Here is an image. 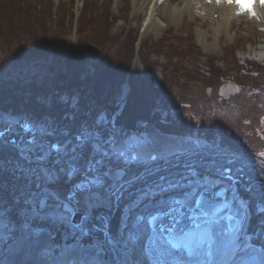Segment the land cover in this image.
I'll return each instance as SVG.
<instances>
[{
	"label": "rangeland",
	"instance_id": "1",
	"mask_svg": "<svg viewBox=\"0 0 264 264\" xmlns=\"http://www.w3.org/2000/svg\"><path fill=\"white\" fill-rule=\"evenodd\" d=\"M19 1L0 0V3ZM21 1H25V10L26 8L28 10L35 8L34 11L24 13L23 16L20 14L23 18L22 21L12 18L11 14L3 13L1 17L15 28H19L22 24L31 25L33 34H35L34 38L42 39L46 47H52L51 51L45 49L46 51L39 53L43 59L47 55L51 60L60 56L63 58L65 55L66 66H69L70 63V74L74 73L78 78L85 77L82 79L91 81L93 80L92 75L99 76L98 70H91L88 75L83 73V70L78 73L79 67L74 69V65L81 64V68H85L86 64L89 66V62L91 63V60L84 55L79 61L80 48L87 47V50L101 53L100 58L95 60L100 63L105 73H112V79L121 77L118 71L124 72L118 85L112 81L113 86L107 85V88L102 90L104 96L115 97V116L109 119L102 107L99 112L95 111L90 114L93 121L103 116L105 117V127L110 126L107 123L108 120L113 121L118 127L120 126L119 119H123L122 122H126L127 125L125 127L129 128L124 130L128 135H134L137 132L149 133L175 142L199 139L201 142L219 144L225 150V140L222 141L215 129L209 131L207 129L211 126H221L220 121L225 117L229 119H233V117L229 110L225 109L222 110L223 112H219L217 102H213L214 99L208 101L210 87L214 83L208 78L209 67L224 75L219 83V87H221L219 96L222 100L233 99L241 92L242 84L239 81H242L243 78L235 75V68L243 69L249 64L264 68V21L258 16L253 17L245 11L237 10L236 13H233L234 25L230 30L219 31L217 29L215 31V27L218 26L203 22L207 15L197 8L198 2L202 0H171L169 6L172 11L175 12L177 7H182L181 10H186L185 15L182 16L178 11V13L168 15L167 20L166 18L162 19L165 27L160 33L146 35L145 16L143 13H139L138 16L134 15L132 0ZM207 2V6L212 5L211 0ZM188 5H191V10H187ZM26 15L28 16L26 17ZM191 18L196 19V22ZM78 19L81 20L79 22L80 30L78 29L76 34ZM39 46L38 48L41 49ZM53 47H57L58 52ZM192 57L197 66L191 65ZM29 58L19 60V63L12 62L13 64L0 66V118L8 122L9 125L3 130L14 126L18 134L21 135L23 132L15 122L29 121L32 114L40 112L43 114L44 121L46 116L50 115L52 117H50L51 121H47L48 123L60 130H67L70 134H75L82 124L88 123L85 119L77 118L76 121L63 119V123L58 124L53 114V111H58L59 103L67 109H72L71 116L67 114L69 117L79 114L82 106L81 100L75 94L69 95L75 91L70 87L68 91H57L63 81L66 82L69 74L55 76V73L46 69L47 67L38 66V63L31 59V55ZM49 59L47 61H50ZM112 64L119 67L115 68ZM247 77L248 79L242 82L249 84L253 80L248 74ZM66 84L68 83L66 82ZM93 84L99 91L98 83L93 82ZM255 85L261 89L264 88L263 81L255 82ZM38 98L43 101H37ZM91 100L97 105L103 103V97L99 94L93 95ZM183 100L185 103H182ZM244 100L242 98V102ZM120 106L127 108V113L132 117L124 114L121 118H117L118 115L125 113ZM253 107L257 112L263 111L262 115H264L263 104H255ZM84 108L88 113L89 107L84 106ZM40 110H45V112ZM237 112L238 115L242 113L241 110ZM193 114L197 116L196 120L193 119ZM88 115L86 114V117L89 118ZM187 121L195 122V124L186 130L183 125ZM209 122L210 124H208ZM223 123L225 125V120ZM201 127L205 128L202 130ZM204 130H207L208 134L205 135L202 132ZM222 135L225 137L224 132ZM13 136L16 137L15 134ZM231 136L232 132L228 131V138L233 140ZM57 138L62 139L63 137ZM256 138L257 142L253 141L252 137H245V140L239 142L243 152H236L230 156L234 161L250 156L249 164H243L237 170H234L233 167L228 168L231 170L232 178L229 180L221 177L219 184V186L223 184L229 188L232 194L235 193L239 199L250 206L254 221L253 228H256L258 222L264 223V218L258 215L260 209L264 207V175H262L264 173V147L260 148L261 151L256 154L255 149L251 146L264 145V132L263 135ZM20 139L19 144L25 142V136H21ZM6 140L12 144L10 137H7ZM5 150L10 155L7 158L0 155V216H3V220L0 221V224L3 225L0 227V262H3L7 257L10 245L19 246L17 252L20 253V250L29 244L28 242H39L42 239L45 243L40 246L42 249L45 247L46 249L42 250L41 258L44 262L53 264L54 256L46 257V250L48 248L56 249V255H58L63 252L66 243L70 244L71 241L65 235L64 229L59 227L41 225L37 230L42 235L39 238H34L18 223L22 219V210L25 208L29 193L35 191V177L30 175L27 170L37 168L38 165L34 159L31 163L23 159L17 147H9ZM225 153L231 154L229 151H225ZM224 159L225 156L222 155L221 160ZM179 171L177 168L169 167L168 169V173ZM143 172L142 166H133L128 169L125 179L130 180ZM155 179L157 177H147L146 180H137L125 187L122 199L117 206L111 208L109 215L110 227L113 232L117 230L112 227L115 219L118 220L119 225L127 206L137 199L147 183H151ZM249 181L253 184L250 185ZM239 183L241 190L250 194L237 193L235 188ZM65 186L66 189H64ZM59 187L62 196L68 195V185L61 184ZM16 188H19L20 191H15ZM175 194L166 193L164 195L166 197ZM5 208L7 211L4 210ZM143 210V207L137 209V211ZM77 212H81L83 215L84 209H78ZM106 213H108V209L98 208L95 215ZM49 228H51L50 231H48ZM37 256L39 254L34 255L28 251L25 260ZM107 259L106 264H116L111 254ZM58 263H63L62 257H59Z\"/></svg>",
	"mask_w": 264,
	"mask_h": 264
},
{
	"label": "snow or ice",
	"instance_id": "2",
	"mask_svg": "<svg viewBox=\"0 0 264 264\" xmlns=\"http://www.w3.org/2000/svg\"><path fill=\"white\" fill-rule=\"evenodd\" d=\"M258 2L264 7V0ZM248 11L257 17L254 7ZM15 123L25 135V142L16 145L20 155L38 165L27 170L35 177V191L18 223L34 238L42 235L41 225L64 229L71 243L59 253L63 264H106L110 254L116 264H264V223L253 228L250 206L219 187L221 177L232 178L228 166L235 163L219 144L128 135L111 120L105 127L103 116L82 124L75 134L47 121ZM8 126L0 118V149ZM133 166L144 172L126 180ZM169 167L180 171L168 173ZM147 177L157 179L127 206L113 232L111 208L127 185ZM61 184L69 186L68 195H61ZM81 208V222L75 223ZM98 208L108 213L96 216ZM258 215L264 218V207ZM56 254L53 248L45 253Z\"/></svg>",
	"mask_w": 264,
	"mask_h": 264
},
{
	"label": "trees",
	"instance_id": "3",
	"mask_svg": "<svg viewBox=\"0 0 264 264\" xmlns=\"http://www.w3.org/2000/svg\"><path fill=\"white\" fill-rule=\"evenodd\" d=\"M6 8H8V5L5 3L0 6V15L4 13ZM10 9H12V11L10 12L12 18L20 19L22 21L23 18L20 16V14H22L23 16V14L25 13V9L23 5L19 3L18 5L16 4ZM27 16L28 15H26V17ZM14 22L16 21L14 20ZM2 24L6 29V31L4 32L0 31V47H1L0 52L2 51V53L0 54V66H5V64H13L12 62L19 63V60L21 61L24 60L25 58H29L31 55V59L35 63H38V66L47 67L46 69L51 73H55V76L60 74L66 75V73L69 74V76L66 79V82L68 84H66V82L63 81V83L58 87L57 91L59 92L68 91L69 87L70 89L75 91V93L72 92L69 93V95L75 94L76 97L81 100L82 106L81 105L79 106H81L80 109L82 111L84 110L86 111L84 106H88L89 114H92L95 111L99 112L102 107L104 108L103 111H105L106 114H108L109 116L115 113L116 111L115 97L112 96L109 97L108 95L104 96L102 90H105L107 88V85H111V86H113L114 84L118 85V83L123 78L122 76L124 75V72L122 73V71H118L121 77L112 79V73H105L102 70L100 63L97 60H95L100 58L101 53H96V51L93 50H87V47L80 48L79 61L82 59V56L84 55L85 57L89 58L91 61L95 62V64L91 69L87 64L85 65L87 67L83 66L85 68H81L82 67L81 64L78 65L73 64L74 69L79 67L80 71H77L78 73L81 72V70H83V73H87L88 75L90 74L89 71L98 70L99 76L97 77V75L94 74L92 75L93 78L91 76L93 80L88 81L87 79L86 80L82 79L85 77L78 78L76 77V74L74 73L70 74V70H69L70 63L68 62L69 66H66L65 55L63 56V58H61V56L56 57L52 62H48L46 57H44L43 59V57L39 55V53H41L45 49H49V51H51L52 47H46L42 39L34 38L35 34H33V30H32L33 27H31V25L25 26L24 24H22L20 25L19 28L18 27L15 28V26H11L7 21L2 22ZM38 46L41 47V49H39ZM53 49L56 52H58L57 47H53ZM193 63H195V61L194 58L192 57L191 65L197 66L196 63L195 64ZM112 66L115 68L119 67V66H115V64H112ZM209 70L210 72L208 78H210L212 82H214L210 88L213 91L214 97L217 98V96L215 95L218 92L219 83L222 81L224 75L218 73L213 68L209 67ZM235 70L237 74L243 78L242 81L248 79L247 74L250 76V78H252L251 80L253 81H251L249 84L239 81L242 84V93L237 97H235L234 99H231L230 101H225L224 105L217 106L219 112H223L222 110L225 109L231 111L232 112L231 116L233 117V119H229L225 117V119H222V121H220L221 126H215V127L211 126V128L207 129L208 131L215 129L216 134L220 135L222 141L225 140V151H229V153H231V154L226 153L227 158H230V156H232V154H236V152H243L241 151L242 149H240L239 142L241 140H245V137H252L253 138L252 140L257 142L258 139L256 137L259 135H263L264 132V115H262L263 111L257 112L253 107L255 104L258 105L260 103L264 105V88L261 89L260 87L255 85V82H260V81L264 82V68L255 67L249 64L243 69L236 67ZM112 81L114 82V84L112 83ZM93 82L98 83L100 89L99 91H97L98 88L93 84ZM166 91L171 92L168 90ZM112 92H114V90H112ZM96 94H99L103 97V103L97 105L92 102L91 97ZM242 98L245 99L243 102H242ZM211 100L213 99H208V101ZM182 103H185V101L183 100ZM102 104H105V106H102ZM60 107L63 108V111H67L66 107L63 106L62 104H60ZM239 110H241L242 112L240 115L237 114L238 113L237 111ZM192 117L194 120H196L195 118L197 116L193 114ZM224 120H225V125L223 123ZM262 123L263 126L261 125ZM194 124L195 122L187 121V123L184 124L183 126L184 129L187 130V128L192 127ZM208 124H210V122ZM123 125L126 126V123H124ZM204 128L205 127H201L202 130ZM207 130H204L202 132L206 135L208 134ZM228 131L232 132L231 137L233 138V140H230L229 139L230 137L228 138ZM223 132L225 134V137H223L222 135ZM251 146L253 149H255L254 151L256 154L261 151L260 148L264 147V145H259V146L251 145ZM249 159H251V157L246 156L241 160H236L235 163L229 165L228 167H233L234 170H237V168L243 166V164L248 165L250 162ZM262 175H264V173H262ZM248 183L250 185L253 184L250 181Z\"/></svg>",
	"mask_w": 264,
	"mask_h": 264
},
{
	"label": "bare ground",
	"instance_id": "4",
	"mask_svg": "<svg viewBox=\"0 0 264 264\" xmlns=\"http://www.w3.org/2000/svg\"><path fill=\"white\" fill-rule=\"evenodd\" d=\"M170 1L171 0H132V4L134 5V15L138 16L139 13H143V15L145 16L144 30H145L146 35L154 34V33H157V34L160 33V31L165 27V24L162 21V19L165 20V18H166V20H167L168 15H171L173 13H178V12L181 13L182 16L185 15L184 12L186 10H184V9L181 10L182 7H177L178 12L177 11L173 12L169 6L171 4ZM207 1L208 0L199 1L197 8H200V10L204 11L203 13L207 15L204 17L203 22L212 23V24L218 26V27H215L216 28L215 31L217 29L219 31L230 30L231 26L234 25L233 13H236L237 10L242 11V9H243V12L245 11V12L250 14V12L248 10L252 9L254 7L257 16L262 21H264V7L260 6L258 0H245V1H243L242 3L246 2V4L249 5V8L247 10L244 9L242 7V5H238L240 0H238V2L233 0L232 3H229L227 0H225V1L220 0V2H218V0H211L212 5H210V6L206 5ZM190 7H191V5L189 7H187V10H191L192 8L190 9ZM11 11H12V9L6 8L4 11V14L9 15ZM215 17H218V19H215ZM191 19H193V18H191ZM5 21L6 20H4L0 15V31H2V32L6 31V29L4 28V26L2 24V22H5ZM193 21L196 22V19H193ZM38 96H42V95H38ZM37 101L40 102L43 100L38 98ZM59 110H61V107ZM68 110L70 112L72 109H68ZM40 111L45 112V110H40ZM81 112L82 111H80L79 113H81ZM61 113H62V110H61ZM71 113H72V111H71ZM78 117H83V114H78ZM35 120L38 121V119H35ZM258 123H260V122H258ZM261 125L263 126V123ZM10 146H12V144H10L9 140H6L4 147H10ZM0 155L5 156V158H7V157H9L10 154L6 150H0ZM15 190L20 191L19 188H16ZM156 199H160V198H156ZM145 202H146L145 204H147V201H145ZM117 226H118V220L115 219V221L112 223V227L114 229H116ZM28 243L29 244L27 246H24V248L22 250H20V253L17 252V250L19 249V246L15 247V246L11 245L10 248L7 250V252H8L7 257H5L3 262H0V264H28L30 262V259L28 261L25 260L28 251H31L32 254H34V255L39 254V256H37L38 259L36 257L35 262H33L32 264H38L37 262H39V264H48L47 261L44 262L41 258V252H42V250L46 249V247L42 249L40 245H43V243H45V241L40 239L39 242L38 241H32V242H28ZM15 251H16V253H15ZM59 257H61L59 254L54 255V257H53L54 261H52L53 264H63V263H58Z\"/></svg>",
	"mask_w": 264,
	"mask_h": 264
},
{
	"label": "water",
	"instance_id": "5",
	"mask_svg": "<svg viewBox=\"0 0 264 264\" xmlns=\"http://www.w3.org/2000/svg\"><path fill=\"white\" fill-rule=\"evenodd\" d=\"M228 194H230V192H229ZM81 216H82V215H75L74 218H73V221H74L75 223H79V222H81Z\"/></svg>",
	"mask_w": 264,
	"mask_h": 264
}]
</instances>
